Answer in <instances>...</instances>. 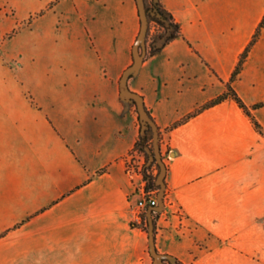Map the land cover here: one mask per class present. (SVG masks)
<instances>
[{"label": "crops", "instance_id": "obj_1", "mask_svg": "<svg viewBox=\"0 0 264 264\" xmlns=\"http://www.w3.org/2000/svg\"><path fill=\"white\" fill-rule=\"evenodd\" d=\"M92 1L59 0L33 23L50 13L55 19L60 14L59 30L62 15L75 10L79 20L67 17L66 28L75 26L86 36L88 53L83 56L45 57L34 49L8 48V41L15 38L3 43L0 264H157L159 253L174 255L184 264H264V105L252 110L262 131L228 97L166 133L170 146L166 185L175 205L185 210L186 225L179 224L169 207L155 237L134 226L131 194L136 186L127 171L141 132L142 107L146 104L164 129L223 93L254 31L249 28L241 34L237 24L210 22L209 0H183L185 18L166 2L184 33L162 49L169 62L178 65L180 86L189 87L197 78L190 69L197 55L195 60L220 88L184 95L173 110L161 112L168 102L166 80L153 85L159 94L156 100L150 99L146 85L129 88L143 96L142 105H134L127 95L113 98L108 92L113 79L120 80L129 69L141 26L137 22L128 29V40L121 39L119 29L127 27L115 28L114 20L122 17L106 20L102 11L111 1ZM128 1L137 14L135 0ZM50 2L34 1L27 10ZM241 2L246 7L237 13L248 17V1ZM5 3L8 0H0L2 16ZM116 7L124 10V0ZM22 20L15 18L11 25ZM233 38H240L235 57L221 67L214 56L222 59L224 51L227 57L226 44ZM73 42L66 47L75 46ZM177 46L185 48L188 60L177 56ZM248 63L233 86L247 104L254 105L264 101L260 96L264 80L248 71Z\"/></svg>", "mask_w": 264, "mask_h": 264}, {"label": "rangeland", "instance_id": "obj_2", "mask_svg": "<svg viewBox=\"0 0 264 264\" xmlns=\"http://www.w3.org/2000/svg\"><path fill=\"white\" fill-rule=\"evenodd\" d=\"M37 0H8L1 6V11L3 16L0 14V33L3 32L0 37V55L3 54L2 46L5 40L15 38L8 41V48L16 49L23 47L28 50H37L40 54L45 57H50L53 54L80 57L88 53L86 49L87 40L86 36L82 34L78 28L75 26L66 28L67 17H70L71 21L77 22L79 20V13L73 10V14L67 15L63 14L60 29L58 30V19L61 17L60 14L56 15L50 13L33 25L39 17L46 14L51 6L58 3L59 0H51L46 7L35 9L34 11L27 10L32 6V3ZM94 2L96 0H93ZM92 1V2H93ZM111 4L108 7H103L102 11L105 13L106 20L113 21L115 16L120 15L122 18L116 19L115 28L117 26L125 24L126 29H119V36L121 39L128 40L129 32L128 29H133L137 22H139L138 15L134 12L133 2L129 3L128 0H124L126 8L123 10H118L116 5L120 0H110ZM241 1L244 0H209L207 1V6L212 8V11L208 15L210 22L223 21L227 25L230 23L237 24L240 26L241 34L246 33L249 28H252V33L255 31L257 24L264 16V0H247L248 1V17L246 15H241L237 13V9L241 7H246L245 3ZM91 1H87L86 4ZM165 4L169 7H175L178 10V15L181 18H185V5L183 0H164ZM202 2V0H201ZM69 4V3H66ZM203 3L200 5V10H203ZM79 9V6H77ZM23 17L22 22L19 25H11V20L15 18ZM7 19H4V18ZM185 20V19H184ZM186 22V21H185ZM35 26L36 34L32 36V30ZM20 38V39H19ZM60 38V39H57ZM17 39V41H16ZM19 39V40H18ZM62 39V40H61ZM75 46L70 48L66 47L67 44L75 41ZM125 41V42H126ZM152 41L149 39L145 43V25L143 26L142 32L137 41H134L133 47L135 50V62L131 69H128L120 80L117 78L113 79V88H107L108 92L113 98L121 96L122 98L128 97L136 102V105L143 104V97L136 92L129 90V88L139 87L141 85H146L148 87L147 91L150 99H157L159 94L155 93L153 85L157 82L161 83L162 80H166L167 86L165 87V92L168 93V102L161 106V112L168 111L169 109H174L181 101L182 97L187 94L201 95L202 91L207 93L213 92L220 88L218 83H213L212 77L206 73L205 70L201 68L197 62L198 56L195 55V59L190 62V69L195 70L197 73V78L193 79L189 84V87H181L177 80V74L179 72L178 65L176 62H169L168 52L162 50L158 52L154 57L146 62L142 61L141 53H143L148 47V43ZM159 39L157 43L161 42ZM240 38H233L226 44L227 57L224 56V51H222L223 58L220 59L218 55L214 56V60L221 66H229L232 59L235 57L236 50L239 46ZM74 43V42H73ZM204 49L208 52L213 50L210 45H205ZM177 56L185 60L190 57L186 52L184 47L177 46ZM248 60V71L256 75L261 81L264 80V28L262 34L257 42L249 52L247 57ZM118 71L116 72V74ZM133 73V77H129V74ZM59 85H63L62 82ZM201 85L203 87H201ZM182 94H180V92ZM261 95L264 96V83L262 86ZM143 116H141L140 122L141 129H147L149 123H154L148 118L147 113L142 107ZM161 143V152L158 149V143ZM153 147L155 148L156 160L154 161L152 152L149 148H144L145 151L149 153L150 159L146 165L143 166L145 160V152L142 149H137L130 153L132 155L137 154L138 157H134L136 161H133L136 167V173L133 176V180L136 186L135 195L132 197V201L138 197L141 188L146 191L154 192L159 195L160 200L161 195L166 185V176L168 174V160L170 150L169 147V136L165 133L163 139L160 140V136L155 132ZM129 157V158H130ZM128 158V163H129ZM152 162V164H150ZM159 164L161 171L157 177H154V172L157 171ZM144 167H147V176L145 177ZM164 216V215H163ZM162 216V217H163ZM134 225V224H133ZM135 226V225H134ZM148 231L154 234L152 227H146ZM156 233V230H155ZM157 264H174V258L170 256H164L160 253L157 255Z\"/></svg>", "mask_w": 264, "mask_h": 264}, {"label": "trees", "instance_id": "obj_3", "mask_svg": "<svg viewBox=\"0 0 264 264\" xmlns=\"http://www.w3.org/2000/svg\"><path fill=\"white\" fill-rule=\"evenodd\" d=\"M137 5V15L139 17V23H140V30L138 32V35L136 37V40H138L143 26L145 25V43L149 39L150 41L148 43V47L146 50L141 53V58L143 62H146L147 60L151 59L153 56H155L160 50H162L166 45L174 41L176 38L184 36L183 28L180 23V21L177 19L175 14L169 10L163 0H135ZM264 28V16L257 24L254 33L252 34L251 39L243 49V51L240 53L237 64L231 74L230 79L226 83V90L219 94L218 96L212 98L211 100L204 103L201 107L195 109L194 111L190 112L186 117H184L182 120L172 124L171 126H168L164 129H162L155 121V117L151 113V110L148 108V106L144 105V110L148 115V118L154 123H149L147 126V129L142 130L140 134L138 135V138L136 140V143L134 145V148L131 152H134L137 149H142L145 152V160L143 163V166L147 164V162L150 159L149 153L145 151L144 148H149L152 152L154 161L156 160L155 156V148L153 147V140L155 136V132L158 133L160 136V140L163 139V135L165 133H168L170 130H172L175 126L178 124L184 122L188 118L198 114L203 109L208 108L210 106H213L215 104H218L225 100L228 97L233 98L236 100V102L239 104L241 108L252 118V121L256 125L258 129L262 131V125L256 118V116L253 114V109H256L260 106L264 105V101L255 103L254 105H249L245 102V100L242 98V96L239 94V92L235 89L233 86V81L236 80L239 77V74L242 72L244 68V64L247 60V57L249 55V52L253 48V46L258 42L262 30ZM159 39H162L161 42L157 43ZM188 44L190 47L199 55L200 52L193 46V44L188 41ZM205 63L211 68L213 72L215 70L210 66V64L203 58ZM135 62V50L134 47L132 49V62L129 65V69H131ZM133 73L129 74V77H131ZM134 92V91H133ZM135 93V92H134ZM142 96V95H141ZM143 97V96H142ZM132 100V99H131ZM133 104L136 105V102L132 100ZM158 149L161 152V143H158ZM168 150H170V146L168 147ZM152 164V162L150 163ZM158 169L154 172V177H157L161 171V168L159 164H156ZM145 177L147 176V167H144ZM155 226V225H154ZM154 231V234H152L155 237V227L152 229ZM156 253H159L156 249ZM164 256H170L174 258V264H184L182 260H180L178 257L170 254H163Z\"/></svg>", "mask_w": 264, "mask_h": 264}, {"label": "built area", "instance_id": "obj_4", "mask_svg": "<svg viewBox=\"0 0 264 264\" xmlns=\"http://www.w3.org/2000/svg\"><path fill=\"white\" fill-rule=\"evenodd\" d=\"M134 157H138V155H132L129 158V163L127 162V171L132 177L136 173V167L135 164H133V161H136ZM134 195L135 192L131 194V198ZM161 198L163 199L162 201L160 200L158 194L146 191L144 188H141L138 197L132 203V224L137 227H142L144 229H147V226H151L152 229L153 227H155V230H157L158 225H160V219L163 216L162 213L165 211L166 208L170 207L172 208V214L178 219L179 224L186 225V212L182 206L175 205L167 187L163 191Z\"/></svg>", "mask_w": 264, "mask_h": 264}]
</instances>
